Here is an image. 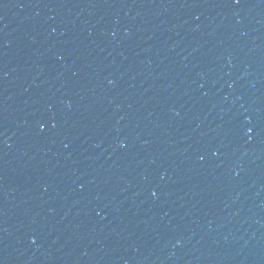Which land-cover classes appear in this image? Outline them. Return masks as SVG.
<instances>
[{
    "label": "water",
    "instance_id": "obj_1",
    "mask_svg": "<svg viewBox=\"0 0 264 264\" xmlns=\"http://www.w3.org/2000/svg\"><path fill=\"white\" fill-rule=\"evenodd\" d=\"M0 264H264V0H0Z\"/></svg>",
    "mask_w": 264,
    "mask_h": 264
},
{
    "label": "snow or ice",
    "instance_id": "obj_2",
    "mask_svg": "<svg viewBox=\"0 0 264 264\" xmlns=\"http://www.w3.org/2000/svg\"><path fill=\"white\" fill-rule=\"evenodd\" d=\"M237 2H238V0H237Z\"/></svg>",
    "mask_w": 264,
    "mask_h": 264
}]
</instances>
